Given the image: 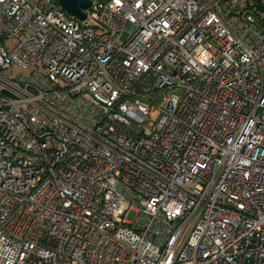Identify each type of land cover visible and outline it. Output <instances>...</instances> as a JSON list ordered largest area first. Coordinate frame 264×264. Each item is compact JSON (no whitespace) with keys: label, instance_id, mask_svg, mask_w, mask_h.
Wrapping results in <instances>:
<instances>
[{"label":"built area","instance_id":"1","mask_svg":"<svg viewBox=\"0 0 264 264\" xmlns=\"http://www.w3.org/2000/svg\"><path fill=\"white\" fill-rule=\"evenodd\" d=\"M85 12L0 0V264H264V0Z\"/></svg>","mask_w":264,"mask_h":264},{"label":"water","instance_id":"2","mask_svg":"<svg viewBox=\"0 0 264 264\" xmlns=\"http://www.w3.org/2000/svg\"><path fill=\"white\" fill-rule=\"evenodd\" d=\"M62 6L70 13L81 18H86L85 9L91 5V0H60Z\"/></svg>","mask_w":264,"mask_h":264},{"label":"rangeland","instance_id":"3","mask_svg":"<svg viewBox=\"0 0 264 264\" xmlns=\"http://www.w3.org/2000/svg\"><path fill=\"white\" fill-rule=\"evenodd\" d=\"M128 35H129V31H126L125 37H127ZM134 214H135L134 212L131 213V215H130L131 219L134 217Z\"/></svg>","mask_w":264,"mask_h":264}]
</instances>
